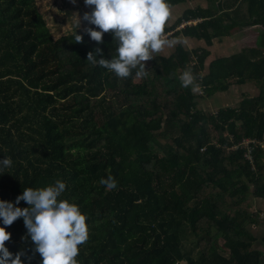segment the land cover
Listing matches in <instances>:
<instances>
[{
  "label": "trees",
  "instance_id": "1",
  "mask_svg": "<svg viewBox=\"0 0 264 264\" xmlns=\"http://www.w3.org/2000/svg\"><path fill=\"white\" fill-rule=\"evenodd\" d=\"M168 2L195 6L172 11L165 31L206 47L177 45L137 80L87 62L96 47L115 56L111 35L100 45L81 31L80 44L75 33L55 38L35 0H0V160L13 161L0 172V200L65 182L61 199L89 227L79 264H264L255 234L264 227V31L258 49L206 68L214 40L264 29V0ZM186 68L201 95L181 87ZM234 85L260 92L198 108ZM109 175L114 190L100 183ZM6 230L11 253L41 264L22 219Z\"/></svg>",
  "mask_w": 264,
  "mask_h": 264
},
{
  "label": "clouds",
  "instance_id": "2",
  "mask_svg": "<svg viewBox=\"0 0 264 264\" xmlns=\"http://www.w3.org/2000/svg\"><path fill=\"white\" fill-rule=\"evenodd\" d=\"M70 2L75 5L77 0ZM84 4L90 11L82 17L76 14L75 42H83V35L77 34L82 22L90 25L83 32L97 45L103 44L105 34L111 35L116 44L115 56L107 59L103 50L96 47L87 53V62L106 69L118 79L146 78V62L155 59L165 49L188 43L186 37L173 36L165 31L172 15L168 0H84ZM178 79L181 87L202 93V86L191 69L186 68ZM12 164L10 157L0 160V172L11 168ZM100 183L108 190L118 186V181L111 175L102 178ZM66 187L65 182L56 180L46 187L25 188L15 204L0 200V221L3 224L0 227V264H24V252L13 254L6 247L11 240V233L6 229L18 219L23 220L27 237L35 246L41 264H79L80 247L90 238L89 227L87 216L79 206L61 199ZM21 201L28 207H18Z\"/></svg>",
  "mask_w": 264,
  "mask_h": 264
},
{
  "label": "rangeland",
  "instance_id": "3",
  "mask_svg": "<svg viewBox=\"0 0 264 264\" xmlns=\"http://www.w3.org/2000/svg\"><path fill=\"white\" fill-rule=\"evenodd\" d=\"M35 1H36V4L38 6L40 13L42 14V16L44 17V19L47 23V26L49 27L50 31L53 33L55 38H59V37L64 36V35L75 33L77 31V29L75 28L76 14H79V16L82 17L85 12L90 11L89 8L85 7L84 0H77L75 5H73L70 2V0H35ZM189 6L193 7V6H195V4H193V3L192 4L187 3L186 5L182 4L180 6H177L172 11H174L178 14H181ZM88 26L89 25L86 22L85 23L82 22L81 29L78 30V32H80V31L83 32V29L85 27H88ZM259 29L261 31V28H258V30ZM251 31L252 32H250V30L247 29L244 32L245 39L239 38L237 40H233L232 42H230L229 40H225V44H223L220 47L223 48V50L225 49V52H227L230 50L235 51V50L241 49L242 47L253 45L257 32L254 29ZM262 31H264V29H262ZM226 46L230 47L229 50L226 49ZM170 52H171V49H165L160 54L165 55V56H169ZM151 61L146 62V65H150ZM233 95L234 94H232L231 97H233ZM222 98H226V96H221L217 100H215V102H217V103L219 102L218 107H214V104H213L214 100L212 101L211 99L209 100V99L205 98V99L201 100V103L204 105H207V108H211L212 110L217 111L218 108L225 106V104L222 103V101H223ZM214 99H216V98H214ZM229 100L230 101L226 102V104H227L226 106H228V107L234 106V104H235L234 99L233 100L229 99ZM199 103H200V101H199ZM200 107L201 106H199V108ZM213 107H214V109H213ZM259 205H261V204H259ZM255 234H256V236H258V244L256 245L257 248H259L260 250H264V227H261L258 230L255 229Z\"/></svg>",
  "mask_w": 264,
  "mask_h": 264
},
{
  "label": "crops",
  "instance_id": "4",
  "mask_svg": "<svg viewBox=\"0 0 264 264\" xmlns=\"http://www.w3.org/2000/svg\"><path fill=\"white\" fill-rule=\"evenodd\" d=\"M258 28H261V31L263 29L261 26H258V25L252 26L250 28H245L242 30H240V29L236 30L235 32H233L234 34H232L229 37H224L222 39L214 40L213 45L208 48L210 51V56L206 61V68L215 59L222 58V57H230L234 54H239V53H242L245 51H249L251 49H258L259 48L258 47L259 38H260L261 33L263 32V31L261 32L260 29L258 30ZM247 29L250 30V32H252L251 30H253V29L257 32L253 45L245 46V47H242L241 49H238L235 51L230 50L227 52H225V49L223 50V48L220 47L223 44H225V40H229L230 42H232L233 40H237L239 38L245 39L244 32ZM181 38H184V37H181ZM187 39H188L187 45L183 44L187 50H194V49H197L200 47H206V44L204 43V41H198L196 39H191V38H187ZM229 48H230L229 46H226V49L229 50ZM205 73H207V72H205ZM259 92L260 91L252 85H243V86L234 85V86L230 87L228 92L217 94V95H215V97H212L210 99L212 101L214 100V102H213L214 107H218L219 102L217 103V102H215V100H217L221 96H226V98H222L223 99L222 103L225 104V106H223V107H228V106H226L227 105L226 102L230 101L229 99H232V100L234 99V101H235L234 106L236 107L245 97H257L259 95ZM232 94H234L233 97H231ZM214 98H216V99H214ZM199 106H201V107L199 108ZM234 106H232V107H234ZM214 107H213V109H214ZM198 108L214 112V110H212L211 108H207V105L202 104L201 101H200V103H198Z\"/></svg>",
  "mask_w": 264,
  "mask_h": 264
},
{
  "label": "built area",
  "instance_id": "5",
  "mask_svg": "<svg viewBox=\"0 0 264 264\" xmlns=\"http://www.w3.org/2000/svg\"><path fill=\"white\" fill-rule=\"evenodd\" d=\"M200 95H201V93H199ZM245 144H248L249 142L248 141H246V142H244Z\"/></svg>",
  "mask_w": 264,
  "mask_h": 264
}]
</instances>
